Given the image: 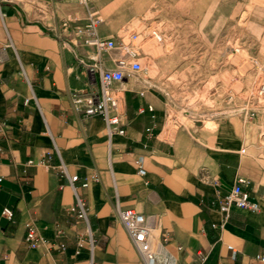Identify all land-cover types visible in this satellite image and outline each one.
<instances>
[{
  "label": "crops",
  "instance_id": "0c3cea01",
  "mask_svg": "<svg viewBox=\"0 0 264 264\" xmlns=\"http://www.w3.org/2000/svg\"><path fill=\"white\" fill-rule=\"evenodd\" d=\"M86 12L81 0H0V49L12 44L0 65V122L9 128L0 136V264H145L118 208L150 217L159 258L264 264L257 259L264 256V148L248 143L239 118L221 117L213 131L189 127L166 137L170 99L146 73L114 89L125 133L109 137L105 122L74 102L78 92L100 86L95 48L77 33ZM113 57L104 54L103 67L115 68ZM239 177L250 182L260 210L234 207L225 222L220 203ZM76 193L91 236L70 212ZM4 209L12 210V221ZM28 226L42 240L38 248L25 241Z\"/></svg>",
  "mask_w": 264,
  "mask_h": 264
},
{
  "label": "rangeland",
  "instance_id": "374dc122",
  "mask_svg": "<svg viewBox=\"0 0 264 264\" xmlns=\"http://www.w3.org/2000/svg\"><path fill=\"white\" fill-rule=\"evenodd\" d=\"M92 10L113 40L139 35L146 77L170 99L166 137L239 118L248 143L264 148V99H254L264 82V0H94ZM152 30L162 43L143 39Z\"/></svg>",
  "mask_w": 264,
  "mask_h": 264
},
{
  "label": "built area",
  "instance_id": "2783aa9c",
  "mask_svg": "<svg viewBox=\"0 0 264 264\" xmlns=\"http://www.w3.org/2000/svg\"><path fill=\"white\" fill-rule=\"evenodd\" d=\"M87 11V20L84 26L77 29L78 34H83L87 37V42L95 48L96 59L99 60L100 72V86L97 93L89 92L87 90L80 91L74 95V102L76 104H83L85 106V114L89 117H99L107 126V133L109 137L113 134L124 135V126L122 124L123 114L121 111V101L115 94L114 89L117 86L133 84L142 74L146 73V68L141 59V53L134 48V43L139 40V35L131 34L127 40H112L105 39L100 34V26L102 21L97 16L92 7L94 0H81ZM151 38L158 43H162V36L157 31H151L143 39ZM10 43L0 49V65L5 60L7 47H11ZM104 54H114L112 61L115 68H105L101 62V57ZM26 82L30 85L29 79L22 70L20 73ZM143 96V93L141 94ZM255 101L259 102L264 99V82H262L257 92L254 95ZM30 99L26 100L28 105ZM9 128L5 123L0 122V136H6ZM244 153V151H243ZM52 152L46 153V158L51 159ZM28 166H35L33 161L27 163ZM37 165L44 166L46 169L51 167L44 162ZM60 171L63 175H67L66 166L61 163ZM141 176L145 175L143 169L139 170ZM72 188L75 189V184L79 181L78 176L69 177ZM93 180L97 176L92 177ZM2 179L0 178V182ZM213 185L217 186L218 181L214 180ZM89 182H84L82 187L87 188ZM250 182L243 177L237 178L231 192L221 201L220 211L225 216V222L230 218L232 208H239L252 213H257L260 210L258 203L252 202L250 199ZM76 192V191H75ZM70 212L78 219L83 220L88 225V232L91 236L89 227V219L87 210L76 193V204L70 207ZM3 217L12 221L14 213L10 209H4ZM117 215L123 224L131 242L142 257L145 264H177L170 258H159L157 249L156 236L150 223V217L136 211L133 208H118ZM30 248H38L42 244V240L38 237L36 229L33 226H28V233L25 239ZM79 247H82L81 245ZM6 259V257H4ZM257 259L264 262V256H258Z\"/></svg>",
  "mask_w": 264,
  "mask_h": 264
}]
</instances>
